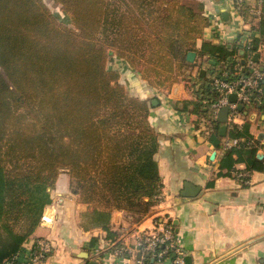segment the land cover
<instances>
[{
  "label": "trees",
  "instance_id": "1",
  "mask_svg": "<svg viewBox=\"0 0 264 264\" xmlns=\"http://www.w3.org/2000/svg\"><path fill=\"white\" fill-rule=\"evenodd\" d=\"M55 1L74 28L59 22L43 0H0V264L30 262L34 249L24 244L52 202L62 170L71 175L79 202L92 207L83 214L84 227L102 228L112 242L119 237L111 225L115 211L138 222L162 201L154 105L128 92L119 68L108 65L113 54L163 91L185 81L182 70L195 65L187 59L195 52L207 74L199 73L188 88L211 119L210 139L220 147L221 123L203 100L215 96L212 80L264 44V0L251 49L238 40L205 41L208 17L182 0ZM249 9L245 3L253 24ZM255 108L264 114V102ZM250 127L247 117L228 126L227 136L241 145L226 152L220 168L227 172L218 176L236 177L237 163L250 172L264 170L263 154L246 145L255 138ZM256 141L264 147L261 136ZM144 263L158 260L148 255Z\"/></svg>",
  "mask_w": 264,
  "mask_h": 264
},
{
  "label": "crops",
  "instance_id": "2",
  "mask_svg": "<svg viewBox=\"0 0 264 264\" xmlns=\"http://www.w3.org/2000/svg\"><path fill=\"white\" fill-rule=\"evenodd\" d=\"M190 1L201 3L202 11L209 19L205 41L232 44L240 37L246 38L247 34H257L252 27L258 22L252 24L237 15L234 0ZM246 2L250 7L257 4V0ZM224 12H228V20H225ZM201 62L197 58L194 67L199 73L205 70L206 75V67L201 68ZM114 64L132 95L156 101L150 120L160 136L156 159L164 184L163 199L158 205L160 211L135 224L134 230L138 233L152 231L156 224L154 217L162 213L169 218L163 220L164 224L169 226L171 220L178 246L188 254L189 264H264V170L252 171L248 184L233 175L218 176L220 171L227 172L220 168L226 152L211 141L214 129L203 122L206 116L201 113L186 82L175 83L169 90L157 94V89L147 81L144 83L128 63L119 59ZM183 100L193 104L184 106ZM248 112L240 124L247 117L251 133L261 136L264 144V114L254 107ZM228 126L226 123L224 133L221 132V143L228 137ZM214 152L216 156L211 159ZM235 168H246V164L237 163ZM63 176L66 175L60 173L58 184L52 190V202L45 209L52 221L40 223L24 247H33L37 238L50 240L52 254L40 264H89L92 260L99 264H140L139 250L132 247L136 245L133 234L127 235L129 240L122 242L127 243L132 253L120 255L114 249L117 241L108 240L102 228L84 227L83 214L92 207L79 202L70 189V182L59 187ZM210 181L212 185H208ZM186 182L201 188L196 196L182 195ZM123 214V211H115L111 225L114 230L124 233L129 226ZM93 238L97 241L91 245ZM160 264L176 263L172 257H166Z\"/></svg>",
  "mask_w": 264,
  "mask_h": 264
},
{
  "label": "built area",
  "instance_id": "3",
  "mask_svg": "<svg viewBox=\"0 0 264 264\" xmlns=\"http://www.w3.org/2000/svg\"><path fill=\"white\" fill-rule=\"evenodd\" d=\"M246 0H234V10L237 15L245 17V5ZM249 13L254 16L255 21H259L262 14V0H257L256 6H251ZM243 34L242 36H244ZM239 42L244 47L251 49L253 43V36L247 34L246 38H238ZM256 54H259V60H255ZM263 55L264 44H259L258 48L254 51H250L246 59L242 64H238L234 71L224 70L221 77L215 78L212 81V91L215 94L214 98L203 100L204 104L209 105L213 119H217L220 110L224 107H228V121L226 122L230 126H240V121H243L245 115H248V111L258 104L264 102V70L263 68ZM236 94V101H231V95ZM242 105L243 109L240 110L239 106ZM248 112V113H246ZM211 128L212 121L208 117L203 119ZM252 138L246 142L249 147H255L258 149V153L264 155V147L257 144L256 139ZM241 140L239 138L226 137L222 141V149L224 152L239 147ZM233 174L236 178L244 182L249 183L250 171L245 168H235ZM51 218L44 215L41 219V223L51 222ZM155 228L150 233L141 232L137 236L136 246H140L142 257L139 261L140 264H145L144 259L151 255L153 258H157L160 262L164 258L172 255L174 252V261L176 264H184V258L182 256L181 248L176 241V233L172 226H167L164 221H155ZM52 243L47 238H37L33 244V252L30 257V261L33 264L43 263L48 254L52 252ZM118 253H132V249L127 245L119 250ZM181 254V256H179ZM8 264H13V260Z\"/></svg>",
  "mask_w": 264,
  "mask_h": 264
},
{
  "label": "rangeland",
  "instance_id": "4",
  "mask_svg": "<svg viewBox=\"0 0 264 264\" xmlns=\"http://www.w3.org/2000/svg\"><path fill=\"white\" fill-rule=\"evenodd\" d=\"M118 1L119 0H111V2L112 3H114V4H117L118 3ZM183 1V0H182ZM43 2L48 6V8L51 10V12H52V14L58 19V21L59 22H61L62 24H64V25H66L67 27H69V28H74V25L72 24V20H71V16H70V14H68L64 9H63V7H62V5L61 4H59L58 2H56L55 0H43ZM184 3H186V4H190L191 6H193V7H196V8H199V9H201L202 10V4L201 3H199V2H193V1H190V0H184L183 1ZM196 3V4H195ZM113 36H115V34L114 35H112L111 37H113ZM101 37H103L102 35H101ZM113 38H115V37H113ZM112 38V39H113ZM112 53V52H111ZM114 55V54H113ZM111 56V58L109 59V62H108V65L110 66V67H116L115 66V64H114V62L116 61V60H119V58L117 57V56ZM197 60V56H196V59H195V61ZM198 74H199V69L197 68H195L194 66L193 67H189L188 68V70L186 71H184V70H182V75H181V78H184L185 79V81L187 82L186 83V85L189 87V86H191V85H193V82L195 81V80H197L198 79ZM140 78H142L141 77V75H140ZM142 80H143V82L145 83V81L146 80H144L143 78H142ZM194 86V85H193ZM127 88V90H128V92L130 93V92H132L128 87H126ZM168 90V89H167ZM167 90H163L164 92L165 91H167ZM163 91H161V90H157V92H155V93H161V92H163ZM131 95H132V93H130ZM143 98V97H142ZM143 99H147L148 101H150L151 102V98L150 97H147V98H143ZM152 103V102H151ZM255 109H257V108H255ZM258 110V109H257ZM258 111H260V110H258ZM67 173H66V172ZM61 173H63L64 175H66V176H63V177H61L60 178V180H59V187L60 186H64L65 184H66V181H67V183L68 182H70V189H71V182H72V177H71V175L69 174V172L67 171V170H62V172ZM58 184V183H57ZM51 194H52V191H51ZM163 197V196H162ZM163 199V198H162ZM161 199V200H162ZM161 203V202H160ZM158 205H160V204H158ZM158 205H156V206H154L152 209H151V211H150V213L147 215V216H143V218L140 220V221H142L143 219H146V218H148V217H152V215H154V214H156V213H158L160 210H159V208H158ZM123 216L125 217V219H126V221H127V224H128V226L129 227H127V229L126 230H123V231H127V232H122V231H119V230H115V231H117L118 233H119V237H118V240H117V242H116V245L114 246L115 248L114 249H116V250H119L120 248H123V247H125V246H127V243L126 244H124V243H122L123 241H125V240H129L128 238H126L127 237V235H131V234H133V237L135 238V242H137L136 240H137V236H138V234H140V233H138V232H136V230H134V226H135V224H138L140 221H136L135 220V218H136V216H130L128 213H126V212H124V214H123ZM160 219H162V221L164 220V219H169L168 218V216H164L162 213H160V214H157L155 217H154V221H160ZM168 225H172L171 224V220H169L168 221ZM114 230V229H113ZM154 231V230H153ZM147 231H144V233H146ZM151 231H149L148 230V232L147 233H150ZM123 234H124V236H123ZM122 236H123V239H122ZM124 237H125V239H124ZM121 238V239H120ZM32 248V247H31ZM30 248V249H31ZM53 248V247H52ZM181 248V247H180ZM27 249V248H26ZM29 250V249H28ZM182 250V249H181ZM181 252H183V254H182V256H183V258H184V260L186 261V259H187V253L186 252H184V250H182ZM171 253H174V252H171ZM31 254H32V252H30L29 254H28V257H29V260H30V257H31ZM52 254V252H50L49 254H48V257L50 256ZM120 255H128L129 253H119ZM96 255H97V253H96ZM179 256H181V254L179 255ZM168 257H172L171 255L170 256H168ZM164 260V259H163ZM163 260L162 261H158V264H160V263H162L163 262ZM174 260V259H173ZM46 261V260H45ZM31 263V261L30 262H25V261H23V264H30ZM8 264V263H7ZM31 264H33V263H31Z\"/></svg>",
  "mask_w": 264,
  "mask_h": 264
},
{
  "label": "water",
  "instance_id": "5",
  "mask_svg": "<svg viewBox=\"0 0 264 264\" xmlns=\"http://www.w3.org/2000/svg\"><path fill=\"white\" fill-rule=\"evenodd\" d=\"M223 16H224L225 20H228V18H229L228 12H224ZM187 59L189 62H195L196 53L192 52V51L189 52ZM255 60H259V54H256ZM262 70H264V68H262ZM200 74H201V76H205V70L202 69L200 71ZM230 98H231V101H236V94H232ZM155 103H156V101L154 100L152 102V104L155 105ZM239 109L242 110L243 106L240 105ZM228 111H229L228 107L222 108L218 114V117H217V120L222 124V127H221L222 134L224 133L223 131H224V128H226V122L228 121ZM246 113H248V112H246ZM215 156H216V152L213 153V155L211 156V159H214ZM263 157H264V155H260V158H263ZM200 189H201L200 187L195 186L189 182H186L185 183V189L182 191V195L185 197H194L198 194ZM132 247L135 249L137 248L139 250L138 259L140 260L141 256H142V252L140 251V249H141L140 246L133 245ZM186 260H187V264H189L190 258H187ZM89 264H99V262L92 260L89 262Z\"/></svg>",
  "mask_w": 264,
  "mask_h": 264
}]
</instances>
